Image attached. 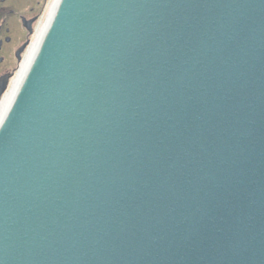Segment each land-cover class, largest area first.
<instances>
[{
  "label": "water",
  "instance_id": "obj_1",
  "mask_svg": "<svg viewBox=\"0 0 264 264\" xmlns=\"http://www.w3.org/2000/svg\"><path fill=\"white\" fill-rule=\"evenodd\" d=\"M0 264H264V0H59L0 123Z\"/></svg>",
  "mask_w": 264,
  "mask_h": 264
},
{
  "label": "rangeland",
  "instance_id": "obj_2",
  "mask_svg": "<svg viewBox=\"0 0 264 264\" xmlns=\"http://www.w3.org/2000/svg\"><path fill=\"white\" fill-rule=\"evenodd\" d=\"M55 0H5V6L10 5L13 7V9L16 10L17 15L11 17H7L8 23L6 21L4 22V25L2 26V30L5 29V27L11 28V34L13 36L12 43L6 47L8 52L10 51V55H8L7 61L0 66V75L10 71L12 68L16 67V72H18V69L20 66L16 64L13 54L16 49H18L25 41L28 39L30 43L34 40V32L31 36L27 35V32L21 25L20 18L17 17H24L26 19L31 18L33 16H37L36 20L34 21V31L37 30L43 22L45 21L51 6L54 4ZM4 35L1 37L3 40L5 38ZM26 52H24V55L22 58H24ZM1 62V61H0ZM21 65V64H20ZM15 78V77H13Z\"/></svg>",
  "mask_w": 264,
  "mask_h": 264
},
{
  "label": "flooded vegetation",
  "instance_id": "obj_3",
  "mask_svg": "<svg viewBox=\"0 0 264 264\" xmlns=\"http://www.w3.org/2000/svg\"><path fill=\"white\" fill-rule=\"evenodd\" d=\"M18 12H16L15 9H13V7H11L10 5L5 6V0H0V66L3 65L6 61H7V57L8 55H10V51L8 52V50L6 49L7 46H9L12 41H13V36L11 34V28L5 27L4 30H2V26L4 25V22L6 21V23H8L7 21V17H11L13 18V16L17 15ZM37 16H33L31 18H24V17H17L20 18L21 21V25L22 27L25 29V31L27 32L28 36H31L34 31V21L36 20ZM4 35H8L5 36V38L2 40L1 37ZM30 45V41L28 39H26V41L18 48L14 51L13 57L14 60L16 62V64H18L20 66L23 58L22 56L24 55V52L27 51L28 47ZM23 48V50L17 55L18 51ZM16 67L12 68L10 71H7L3 74L0 75V103L3 100V98L7 95V93L10 92L13 81L15 80L16 77Z\"/></svg>",
  "mask_w": 264,
  "mask_h": 264
},
{
  "label": "bare ground",
  "instance_id": "obj_4",
  "mask_svg": "<svg viewBox=\"0 0 264 264\" xmlns=\"http://www.w3.org/2000/svg\"><path fill=\"white\" fill-rule=\"evenodd\" d=\"M59 0H55L54 4L51 6L50 11L45 19V21L43 22V24L41 25V27H39L37 30H35L34 32V40L32 41V43H30L26 54L21 62L20 68L18 69V72L16 74L15 80L13 81L11 90L9 93H7V95L3 98V100L0 103V123L4 117V115L6 114L19 86L22 83V80L24 79V76L36 54V51L39 48V44L49 26V23L52 20L53 17V13L56 10L57 4H58Z\"/></svg>",
  "mask_w": 264,
  "mask_h": 264
}]
</instances>
